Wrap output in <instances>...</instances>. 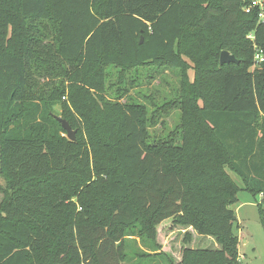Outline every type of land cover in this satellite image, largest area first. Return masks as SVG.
Segmentation results:
<instances>
[{
	"label": "trees",
	"instance_id": "16d2710c",
	"mask_svg": "<svg viewBox=\"0 0 264 264\" xmlns=\"http://www.w3.org/2000/svg\"><path fill=\"white\" fill-rule=\"evenodd\" d=\"M248 2L0 0V264H239L240 192L261 196L264 227V23ZM113 67L182 73L178 144L150 143L146 107L106 97ZM167 222L221 248L175 263Z\"/></svg>",
	"mask_w": 264,
	"mask_h": 264
},
{
	"label": "rangeland",
	"instance_id": "374dc122",
	"mask_svg": "<svg viewBox=\"0 0 264 264\" xmlns=\"http://www.w3.org/2000/svg\"><path fill=\"white\" fill-rule=\"evenodd\" d=\"M210 37L214 38V35L210 34ZM257 68L258 66H252L250 71ZM192 74L193 72H191ZM105 81V94L112 102H116V98L119 97L117 102L140 104L146 107L150 118L146 126L150 143L161 141L168 143L173 139L178 144V137L174 135L178 133L182 116L179 109L181 86L183 85L182 73L177 70L171 71L154 67H143L124 72L113 67L109 69ZM166 104L175 105L166 107ZM55 110L56 115L61 118L62 108L57 106ZM5 186V181L0 175V207L4 199ZM238 199V202L232 206L238 219L235 224V231L240 240L238 263L264 264V227L258 207L261 198L243 191L239 193ZM188 234L191 238L185 242V237ZM129 241L131 242L128 250L132 255L136 252L141 254L140 240L133 238ZM159 242L163 252L167 253L175 263L181 261L182 250L185 247L212 250L221 248L214 238L201 236L193 228L171 226L169 222L160 228ZM161 260L158 262L159 264H169L168 258Z\"/></svg>",
	"mask_w": 264,
	"mask_h": 264
},
{
	"label": "built area",
	"instance_id": "2783aa9c",
	"mask_svg": "<svg viewBox=\"0 0 264 264\" xmlns=\"http://www.w3.org/2000/svg\"><path fill=\"white\" fill-rule=\"evenodd\" d=\"M249 2L244 7V11L248 14L252 12H257L259 23H264V0H248ZM248 38L252 41L255 40V37L252 34L248 36ZM255 49V66H259L262 62H264V53L263 51L254 44Z\"/></svg>",
	"mask_w": 264,
	"mask_h": 264
},
{
	"label": "water",
	"instance_id": "95a60500",
	"mask_svg": "<svg viewBox=\"0 0 264 264\" xmlns=\"http://www.w3.org/2000/svg\"><path fill=\"white\" fill-rule=\"evenodd\" d=\"M143 43V39L141 40V44ZM221 65L225 64H239V61L235 58L234 55H231L228 51H223L220 56ZM59 122L62 124L63 129L67 132V138L70 141L76 140L77 131L73 130L69 122L62 118H58Z\"/></svg>",
	"mask_w": 264,
	"mask_h": 264
},
{
	"label": "crops",
	"instance_id": "0c3cea01",
	"mask_svg": "<svg viewBox=\"0 0 264 264\" xmlns=\"http://www.w3.org/2000/svg\"><path fill=\"white\" fill-rule=\"evenodd\" d=\"M261 198V196H259ZM261 201V200H260ZM234 210V209H233ZM235 211V210H234ZM236 212V211H235Z\"/></svg>",
	"mask_w": 264,
	"mask_h": 264
}]
</instances>
